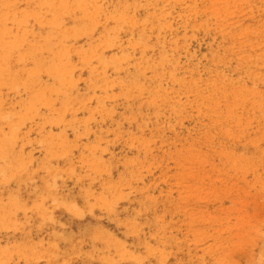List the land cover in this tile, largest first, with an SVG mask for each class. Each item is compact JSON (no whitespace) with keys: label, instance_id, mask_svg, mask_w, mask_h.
I'll list each match as a JSON object with an SVG mask.
<instances>
[{"label":"rangeland","instance_id":"1","mask_svg":"<svg viewBox=\"0 0 264 264\" xmlns=\"http://www.w3.org/2000/svg\"><path fill=\"white\" fill-rule=\"evenodd\" d=\"M0 264H264V0H0Z\"/></svg>","mask_w":264,"mask_h":264},{"label":"bare ground","instance_id":"2","mask_svg":"<svg viewBox=\"0 0 264 264\" xmlns=\"http://www.w3.org/2000/svg\"><path fill=\"white\" fill-rule=\"evenodd\" d=\"M6 177V176H5ZM4 178V177H3Z\"/></svg>","mask_w":264,"mask_h":264}]
</instances>
